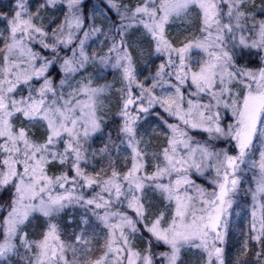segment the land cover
<instances>
[{
    "label": "snow or ice",
    "instance_id": "6c2138e0",
    "mask_svg": "<svg viewBox=\"0 0 264 264\" xmlns=\"http://www.w3.org/2000/svg\"><path fill=\"white\" fill-rule=\"evenodd\" d=\"M0 264H264V0H0Z\"/></svg>",
    "mask_w": 264,
    "mask_h": 264
}]
</instances>
